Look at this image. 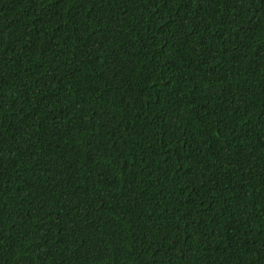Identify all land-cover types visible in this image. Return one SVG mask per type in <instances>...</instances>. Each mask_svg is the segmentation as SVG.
<instances>
[{
	"label": "trees",
	"instance_id": "1",
	"mask_svg": "<svg viewBox=\"0 0 264 264\" xmlns=\"http://www.w3.org/2000/svg\"><path fill=\"white\" fill-rule=\"evenodd\" d=\"M0 264H264V0H0Z\"/></svg>",
	"mask_w": 264,
	"mask_h": 264
}]
</instances>
